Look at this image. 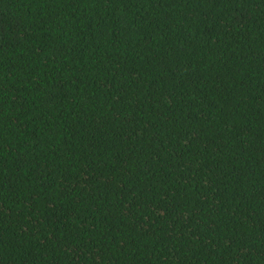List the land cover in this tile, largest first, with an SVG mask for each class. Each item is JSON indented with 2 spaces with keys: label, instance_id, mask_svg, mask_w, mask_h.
I'll return each instance as SVG.
<instances>
[{
  "label": "trees",
  "instance_id": "obj_1",
  "mask_svg": "<svg viewBox=\"0 0 264 264\" xmlns=\"http://www.w3.org/2000/svg\"><path fill=\"white\" fill-rule=\"evenodd\" d=\"M0 264H264V0H0Z\"/></svg>",
  "mask_w": 264,
  "mask_h": 264
}]
</instances>
